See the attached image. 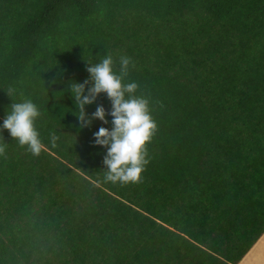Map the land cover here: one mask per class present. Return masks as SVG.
I'll list each match as a JSON object with an SVG mask.
<instances>
[{
	"label": "trees",
	"instance_id": "obj_1",
	"mask_svg": "<svg viewBox=\"0 0 264 264\" xmlns=\"http://www.w3.org/2000/svg\"><path fill=\"white\" fill-rule=\"evenodd\" d=\"M109 55L157 124L137 184L104 182L112 117L81 128L70 92ZM24 99L39 157L2 128ZM0 144V264H238L264 233V0H0Z\"/></svg>",
	"mask_w": 264,
	"mask_h": 264
},
{
	"label": "clouds",
	"instance_id": "obj_2",
	"mask_svg": "<svg viewBox=\"0 0 264 264\" xmlns=\"http://www.w3.org/2000/svg\"><path fill=\"white\" fill-rule=\"evenodd\" d=\"M130 64L132 61L129 57H120V72L117 75L113 72L112 57L106 56L101 62L88 66L86 70L89 79L72 84L70 91L81 128L91 127L93 120L107 124L105 116L112 117V130L101 127L94 133L93 139L94 146L107 149L103 159L106 169L104 182L120 186L140 182L141 173L149 162L146 159V144L157 131V124L150 113L149 100L134 95L139 85L136 82L122 83L128 76ZM14 91L9 89V93ZM101 93L106 94L111 102V111L106 113L103 106H97L96 111L90 117L87 116L85 106L93 104ZM11 108L2 128L9 132L21 148H26L32 156L39 157L46 146L35 127V121L41 115L37 105L31 99H24L12 104ZM57 139L55 133L50 134L52 147H55ZM6 147L5 144H0V156L5 155Z\"/></svg>",
	"mask_w": 264,
	"mask_h": 264
},
{
	"label": "crops",
	"instance_id": "obj_3",
	"mask_svg": "<svg viewBox=\"0 0 264 264\" xmlns=\"http://www.w3.org/2000/svg\"><path fill=\"white\" fill-rule=\"evenodd\" d=\"M238 264H264V233Z\"/></svg>",
	"mask_w": 264,
	"mask_h": 264
}]
</instances>
